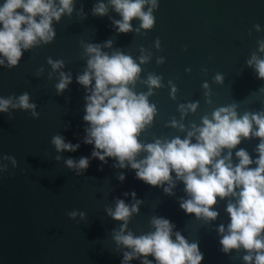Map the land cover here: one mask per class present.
I'll list each match as a JSON object with an SVG mask.
<instances>
[{
	"label": "water",
	"instance_id": "95a60500",
	"mask_svg": "<svg viewBox=\"0 0 264 264\" xmlns=\"http://www.w3.org/2000/svg\"><path fill=\"white\" fill-rule=\"evenodd\" d=\"M99 3L107 7L104 16L92 14ZM149 7L146 4L143 10ZM152 15V28L143 29L141 21L133 19L132 30L119 33L113 21L121 16L109 0H73L72 13L52 21L51 42L22 49L15 67L8 68L6 60L0 65V99L12 97L15 102L27 93L39 114L33 118L30 110L11 107L0 112V264H121L124 252L131 249L113 239L123 222L106 212L115 209L118 199L130 207L140 201L124 234L151 233L155 230L152 218L162 217L173 225V241L179 232L189 244H198L203 255L200 264H245L243 248L224 253L219 243L230 222L226 206L235 204L238 196L217 197L211 208L218 213L215 220L197 218L180 208L191 197L174 172L169 194L164 191L168 182L152 187L138 180L127 161L120 168L113 166L115 158L106 157V163L92 158L93 146L84 143L89 126L83 120L84 98L89 93L76 78L87 68L88 44L100 45L109 56L115 52L130 56L139 65L135 83L128 85L136 94L149 93L150 75L160 78V86L147 95L155 112L138 134L141 144L183 140L203 126L202 118L211 120L221 107L235 106L237 118L264 113V79L258 78L254 64H248L253 55L264 59V51L259 50L264 42V0H157ZM107 41L110 47H104ZM142 56L147 57L144 63ZM49 58L62 61L63 67L53 70ZM61 72L70 74L72 82L58 93L55 85ZM217 75L222 77L219 82ZM192 104L194 111L188 107ZM55 135L79 147L74 152H57L51 143ZM259 143L260 138L253 135L241 137L235 148L222 149L218 159L231 153L235 166L239 163L236 152L243 149L255 161ZM146 155L141 151L136 159ZM5 157L15 158V165ZM81 157L89 158V166L77 175L65 161ZM121 174L123 181L118 179ZM73 211L77 215L70 218ZM221 225L224 233L218 231ZM143 259L137 257L128 264H141ZM147 259L157 264L152 256Z\"/></svg>",
	"mask_w": 264,
	"mask_h": 264
},
{
	"label": "clouds",
	"instance_id": "9594fccd",
	"mask_svg": "<svg viewBox=\"0 0 264 264\" xmlns=\"http://www.w3.org/2000/svg\"><path fill=\"white\" fill-rule=\"evenodd\" d=\"M109 3L121 16L120 20L113 21L119 33L131 31L130 22L133 19H139L143 29L152 28L155 19L152 9L157 7V0H109ZM146 4L150 5L148 11L143 10ZM72 11L73 0H58V6L55 0H4L0 5V57L4 58L0 59V65H5L6 60L8 68L15 67L22 57V49L28 50L39 42H51L55 36L52 21H59L62 14L70 15ZM92 14L106 15V5H95ZM110 46L111 41L104 44V47ZM259 50L264 51V42L260 43ZM85 53L89 56L87 68L77 76L76 81L89 93L84 98L83 120L89 125L85 129L84 143L93 146L92 158L101 163L107 162L106 157L115 158L117 163L113 166L120 168L126 167L127 161V166L135 170L138 180L152 187L168 182L169 186L164 191L169 194L174 187L171 177L174 172L191 197L179 206L186 214L197 218L203 216L206 220H215L218 213L211 208L216 204L217 197L238 196L235 204L228 203L226 206L230 222L227 234L219 241L221 250L228 253L232 249L243 248L247 253L243 256L245 264H264V113H245L237 118L235 106L221 107L212 113L211 120L202 118L203 126L188 132L183 140L177 137L170 142L156 140L141 144L138 134L152 121L155 112V106L147 102V95H151V88L160 86V78L150 75L146 81L149 93L136 94L128 85L135 83L140 67L130 56L120 52L109 56L101 51L100 45L93 44L85 46ZM140 60L144 63L147 57L142 56ZM48 63L53 70L63 67L60 60L54 62L49 58ZM248 64H254L258 78L264 79V59L253 55ZM215 79L219 82L222 77L217 75ZM71 82V75L61 72L59 83L55 85L57 92H63ZM29 100L27 93L20 95L15 102L12 97L2 98L0 112H8L10 107L19 108L30 110L31 116L38 118L36 105ZM188 107L194 111L196 105ZM253 124L256 125L254 132ZM172 126H176L175 121ZM180 127L183 128L182 125ZM195 133H198L196 142L192 143ZM250 135L260 138L255 161L243 149L236 152L239 163L235 166L230 162L231 153L218 159L222 149H233L240 143L241 137L249 138ZM51 143L57 152H74L79 147V144L66 143L60 135L53 136ZM141 151L147 155L137 160ZM5 159H11L14 165L16 163L13 157ZM253 163L256 167H249ZM65 164L79 175L88 168L89 158L81 157L78 161L69 158ZM124 178L123 174L118 177L121 181ZM131 195L135 198V192ZM139 203L137 201L130 207L118 199L114 210L106 209L112 219L123 222L113 239L118 245L131 249L124 252L121 264H128L137 257H144L141 264H152L148 256H152L157 264H200L203 255L198 244H189L179 232L173 241V225L165 218H152L155 230L151 233L134 236L129 231L124 234L130 217L138 212ZM76 215L75 211L69 213L70 218ZM80 215L83 217L84 214ZM218 231L224 233V226L221 225Z\"/></svg>",
	"mask_w": 264,
	"mask_h": 264
}]
</instances>
